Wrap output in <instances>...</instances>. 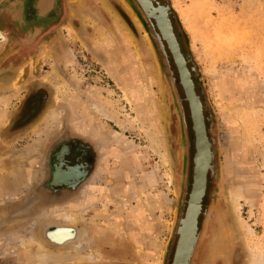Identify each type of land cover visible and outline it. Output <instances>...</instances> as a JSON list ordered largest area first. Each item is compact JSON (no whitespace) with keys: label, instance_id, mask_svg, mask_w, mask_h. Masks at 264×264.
I'll list each match as a JSON object with an SVG mask.
<instances>
[{"label":"rangeland","instance_id":"1","mask_svg":"<svg viewBox=\"0 0 264 264\" xmlns=\"http://www.w3.org/2000/svg\"><path fill=\"white\" fill-rule=\"evenodd\" d=\"M159 1L178 15L170 12L215 153L199 231L211 200L217 210L194 264H254L264 256V0ZM133 15L123 0H62L60 16L36 33L12 6L0 12V264L172 263L196 137L167 42L174 87L157 53L159 84L144 19ZM70 166L84 180L56 183ZM121 197L130 201L123 209ZM65 211L77 220L59 216ZM58 226L78 236L54 243L46 232ZM48 253L64 256L50 262Z\"/></svg>","mask_w":264,"mask_h":264},{"label":"water","instance_id":"2","mask_svg":"<svg viewBox=\"0 0 264 264\" xmlns=\"http://www.w3.org/2000/svg\"><path fill=\"white\" fill-rule=\"evenodd\" d=\"M43 1L45 2L44 4H46L47 8H42V2ZM123 1L126 5H128L132 9V11L136 14V16L140 19V21H141V18L144 19L141 22L145 28V31L147 33V37L149 38L156 55L160 54V57H162V59H163L162 63L164 65V67L167 69L169 77H170L171 82H172V85L174 87L175 81H174V77H173V70L170 67V60H169L168 53H167L166 48H165L164 41L167 42L168 47H169V49H170V51L174 57V61L177 65L179 75H180L181 84L185 89L186 97H187L189 104H190L191 116H192V120H193V129L195 131V137H196V153L194 156V164H195V166H194V182L192 185V190H191L190 195H189V199L187 200L186 209L185 210L181 209L179 211V222L176 225L175 231H174L178 237V241H177V246H176L174 258H173V261L171 264H194V258L197 255V249L201 243L200 241H201V238L203 236V231H204V229H207L209 218L211 217V214L215 210V207H216V204H214L215 201L211 200L212 201L211 204L206 209V216H205V219L202 223L201 230L199 231L200 232L199 236H198L197 240L195 238V240L193 241L191 248H190V251H189V254L187 255V257L184 260V257L182 258V250H183L182 244H183V237H184L185 233L188 232L187 231V221L185 220L186 218H184V217H185L186 213L189 214L190 208L192 206V199H193V193H194L193 190H194V187L198 181V168H199L198 157H199L200 150H201L199 142L201 141V138L203 139V136H201V138L199 137V131L197 128V121H196V116L194 114L192 101L190 98L188 88H187L186 83H185L184 78H183L182 70H181L180 65L177 61L176 55L173 52V49L169 43L168 38L165 36L164 30L161 27L159 20L157 19V16L152 11V8H155L154 0H123ZM10 6H12L14 8L15 15L20 16V18H18L19 21L22 19H27L28 21L33 20L34 22H36L37 25H35L36 28L34 27L32 29V31L33 32L35 31L36 33L37 32L41 33V31L48 29V25H47L48 23L46 24V22L48 21L47 19H49L48 17L51 13L52 8L56 12V15L53 14L52 16L55 18L60 16V13L62 10V0H2V2H0V12L5 7L9 8ZM157 6L158 7L160 6V2L158 3ZM165 6L167 8L166 11H167L169 16H170V12L173 11L175 13V16L178 18L176 10H175L174 6L172 5V3H170V1H169V4L165 5ZM149 8H150L151 12L149 11ZM138 12L140 13L141 16L138 14ZM169 20H170L172 30L174 31L175 29H174L171 17H169ZM5 40H6L5 37L4 38L0 37V45H3ZM176 40H177V38H176ZM177 42H178V40H177ZM188 70H189L188 71L189 76L192 80L193 89L195 91L196 84L192 78V72L190 71L189 67H188ZM177 97H178V95H177ZM199 99L201 100L200 97H199ZM200 102H201V115H202V120L204 123L203 127L205 130L204 133H205V137H207V139H208L209 135L207 133L208 130L206 131L207 124H206L205 114H204L205 106L203 105L202 101H200ZM180 111H181L180 126H181V132H182V140H183L181 143V147L184 150L185 149L187 150L189 148L188 126H187L186 119H185L182 108L180 109ZM204 150L208 151V153H211L213 151V144L210 140L207 142V144H205ZM214 160H215V153L213 151V157L209 163L210 164L209 167H207L208 170H206L205 177H204V185H203V191H202L201 200H200L201 203L199 202L200 208H199V212L197 215V222H198V217L202 212V201H203L204 196L206 194L207 182H208V172L211 171L212 175L215 174V165L213 163ZM219 186L221 187V184H219ZM213 206H214V208H213ZM195 226H196V228H195L196 233L195 234H197L198 225L195 224Z\"/></svg>","mask_w":264,"mask_h":264},{"label":"bare ground","instance_id":"3","mask_svg":"<svg viewBox=\"0 0 264 264\" xmlns=\"http://www.w3.org/2000/svg\"><path fill=\"white\" fill-rule=\"evenodd\" d=\"M44 3L45 2L43 1L42 2V8H47L46 4H44ZM175 5H176V9L178 10V12L182 16V9L177 4H175ZM154 6H155V8H152V11L157 16V19L159 20V23H160L161 27L164 30L165 36L169 40V43H170V45H171V47L173 49V52L176 55L177 61H178L179 65H180V68L182 70L183 78H184V81H185L186 86L188 88V91H189V94H190V98H191V101H192L194 114L196 116L197 128H198V131H199V137L201 138V136H203V139L201 138V141L199 142L201 150H200V154H199V157H198V159H199L198 181H197V183H196V185L194 187V190H193L194 193H193V199H192V206L190 208L189 214L186 213V215L184 217V218H186L185 220L187 221V231H188L187 233H185V235L183 237V244H182V247H183L182 258L184 257V260H185V258L189 254V251H190V248H191V245H192L193 241L195 240V238L197 240V238L199 236V233H200L199 232V221H200V215L201 214L199 215L198 222H197V215H198L199 208H200L199 202L201 203L200 200H201V194H202V191H203L204 177H205L206 170H208L207 167H209V165H210L209 163H210V161H211V159L213 157V151L211 153H208V151L204 150L205 144H207V142L210 140L209 139L210 136L208 138L209 140L207 139V137H205V133H204L205 130H204V127H203L204 123H203L202 115H201V102H200L201 100L198 97V93L196 91V88H195V91L193 89L192 80H191V78L189 76V73H188L189 70H188V67H187L188 65H187V62H186L187 61L186 60V56H185V54L183 52L182 45H181V43L178 40V36L176 35V31L172 30V27H171V24H170V20H169L170 16L168 15V13L166 11L167 8H166L165 4L162 3L161 1H160V6L159 7L157 5H154ZM149 11L151 12L150 8H149ZM53 14L56 15V12L52 8L51 9V13H50V15L48 17L49 19H47L48 21L51 18H54L52 16ZM137 19L134 18V21H135L136 25H138V27H139L141 24H140V22ZM125 33H126V36L132 41V43L134 45H137L136 40L133 38V35L131 34V32L129 30H127V31H125ZM0 37H3V38L5 37V35H4L2 30H0ZM146 38H147V40H146V42H147V51L150 54L151 58H153V62H154V73L156 74V78L159 81V84H161V86L164 87L165 79H166L165 75L163 74V72H162V70L160 68V65H159L158 60H157V55H156V53H155V51H154V49H153V47L151 45V42H150L149 38L148 37H146ZM176 38H177L178 42H177ZM115 74H117V73H115ZM119 80H120V77H119ZM207 130H208V127L206 128V131ZM208 135H209V133H208ZM165 159H166V161H168V159H169L167 153L165 154ZM83 172L84 171L81 170L80 168H69V169H66V170H62L61 169L59 171V173H58V178H59L60 181H67V182L73 183V182H77L81 178H83V176H84ZM207 188H208V182H207ZM206 192H207V189H206ZM240 201H241L240 195H238V194L237 195H235V194L231 195V206L233 207L235 212H239L240 205H241ZM129 202L130 201H129V199L127 197L122 198V200L119 202V209H123ZM203 203H204V201H202V209H203ZM214 204H216V207H215V209H216L217 208V203H214ZM214 206H213V208H214ZM133 213H134V211H133ZM59 216L64 218V220L71 221V222L72 221L73 222L76 221L77 218H78L77 214L75 212L73 213L71 211H65V212L61 213ZM237 217H240V216L238 215ZM240 222H242V221H240ZM195 224L198 225L197 234H195L196 233ZM242 225H243V223H242ZM207 227H208V225H207ZM64 229H65V227L61 228V227L58 226L55 231H53V232L48 231V232H46V234L49 236V238L51 240H54V242L56 241L58 243H65L69 239L73 240L74 238H76L78 236V232L74 231L73 229L66 228L65 229L66 231L63 232L62 230H64ZM206 232H207V229H204L203 236H202L200 242H202L204 240L205 236L207 235ZM251 233H252V231H251ZM77 246H79V245H77ZM78 249H79V247H78ZM80 251H81V249H80ZM51 254L52 253H50L49 254L50 256H48L49 259H50L49 260L50 262L52 260L54 262L56 258L59 259L60 256H64L62 254H57V255H53V254L51 255ZM257 254H258L259 258L256 259L257 260L256 262H258V263L254 262V264H264V256L262 257L261 252H257ZM239 256H240V253L239 252L236 253V251L234 250L233 253H232V257L236 258V259H240ZM53 257L55 259H53ZM46 258H47V256L44 259H42L41 262H38L37 264H47L48 260Z\"/></svg>","mask_w":264,"mask_h":264},{"label":"crops","instance_id":"4","mask_svg":"<svg viewBox=\"0 0 264 264\" xmlns=\"http://www.w3.org/2000/svg\"><path fill=\"white\" fill-rule=\"evenodd\" d=\"M66 1H67V0H66ZM68 2H69V1H68ZM69 168H74V167H73V166H72V167L70 166V167H68V169H69ZM61 169H62V170H66V169H63V168H59V169H58L57 175H56V177H55V179H54V181H55L56 183H62V182H64V181H60L59 178H58V173H59V171H60ZM81 170H82V169H81ZM84 177H85V175H84L83 178H81L79 181H77V182H73V183L69 182V183H71V185H73V186H74V185H77L79 182H82V181L84 180ZM127 198H128V197H127ZM53 242H54V241H53ZM54 243H56V242H54ZM126 247L129 248L130 245L127 243ZM128 251H130V250H128Z\"/></svg>","mask_w":264,"mask_h":264},{"label":"flooded vegetation","instance_id":"5","mask_svg":"<svg viewBox=\"0 0 264 264\" xmlns=\"http://www.w3.org/2000/svg\"><path fill=\"white\" fill-rule=\"evenodd\" d=\"M159 2H160L159 0H154V4L155 5H158ZM64 17H65V15H64ZM62 20H63V17L61 19H59V20H55V21L52 22L53 24L50 27V31L52 33L56 31L57 27L61 24Z\"/></svg>","mask_w":264,"mask_h":264}]
</instances>
